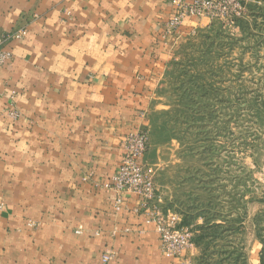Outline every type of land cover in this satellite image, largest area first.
Segmentation results:
<instances>
[{
    "label": "crops",
    "instance_id": "obj_1",
    "mask_svg": "<svg viewBox=\"0 0 264 264\" xmlns=\"http://www.w3.org/2000/svg\"><path fill=\"white\" fill-rule=\"evenodd\" d=\"M175 10L0 0V36L26 31L0 67V264H98L106 250L110 264L182 263L163 255L137 197L116 208L112 189L123 138L150 128L174 46L204 23L187 18L168 35Z\"/></svg>",
    "mask_w": 264,
    "mask_h": 264
},
{
    "label": "rangeland",
    "instance_id": "obj_2",
    "mask_svg": "<svg viewBox=\"0 0 264 264\" xmlns=\"http://www.w3.org/2000/svg\"><path fill=\"white\" fill-rule=\"evenodd\" d=\"M239 2L177 41L147 130L165 212L188 221L191 243L217 227L190 264H264V0Z\"/></svg>",
    "mask_w": 264,
    "mask_h": 264
},
{
    "label": "built area",
    "instance_id": "obj_3",
    "mask_svg": "<svg viewBox=\"0 0 264 264\" xmlns=\"http://www.w3.org/2000/svg\"><path fill=\"white\" fill-rule=\"evenodd\" d=\"M171 4L176 10L166 25L168 35L176 33L187 18L225 20L231 15L229 8L232 4L238 6V9L240 6L239 0H171ZM25 35V30H19L0 37V67L12 58V53L6 49L8 43L22 40ZM147 148V130L130 133L123 138V155L112 178V189L117 196L115 206L119 208L126 196L135 195L138 201L134 212L144 214L147 224L154 225L163 255L167 258H179L181 264H190L183 256L193 246L192 236L187 229L181 227V220L176 213L165 212L163 209L159 190L143 163ZM114 258L115 252L106 250L98 264H110Z\"/></svg>",
    "mask_w": 264,
    "mask_h": 264
},
{
    "label": "trees",
    "instance_id": "obj_4",
    "mask_svg": "<svg viewBox=\"0 0 264 264\" xmlns=\"http://www.w3.org/2000/svg\"><path fill=\"white\" fill-rule=\"evenodd\" d=\"M181 226L182 227H185V226H188V221L187 220H183V222L181 223ZM212 229V228H217V227H213V226H210V227H207V228H202V227H199L198 229H201L203 234H205L207 231V229ZM200 235V236H196L193 240H192V243L194 244L195 247H201V242L203 240V238H205V235ZM202 263L203 264H209V260H207V257L205 255L202 256ZM239 258L240 256L238 255V257H236L234 260H233V264H236L237 262H239ZM230 261L229 259H225V260H220L219 262L215 263V264H226V262ZM259 264H263V262L261 261L260 259V262Z\"/></svg>",
    "mask_w": 264,
    "mask_h": 264
}]
</instances>
